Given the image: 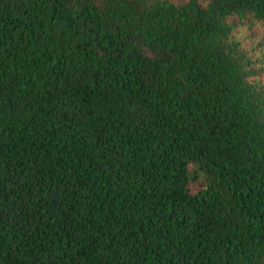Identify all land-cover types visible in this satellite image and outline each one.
<instances>
[{
	"label": "trees",
	"instance_id": "1",
	"mask_svg": "<svg viewBox=\"0 0 264 264\" xmlns=\"http://www.w3.org/2000/svg\"><path fill=\"white\" fill-rule=\"evenodd\" d=\"M0 264H264V0H0Z\"/></svg>",
	"mask_w": 264,
	"mask_h": 264
},
{
	"label": "rangeland",
	"instance_id": "2",
	"mask_svg": "<svg viewBox=\"0 0 264 264\" xmlns=\"http://www.w3.org/2000/svg\"><path fill=\"white\" fill-rule=\"evenodd\" d=\"M190 166H191V164H190Z\"/></svg>",
	"mask_w": 264,
	"mask_h": 264
}]
</instances>
